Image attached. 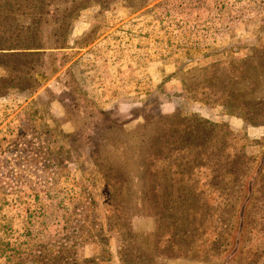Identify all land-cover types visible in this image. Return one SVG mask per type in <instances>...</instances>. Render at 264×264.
I'll return each mask as SVG.
<instances>
[{"label":"rangeland","instance_id":"374dc122","mask_svg":"<svg viewBox=\"0 0 264 264\" xmlns=\"http://www.w3.org/2000/svg\"><path fill=\"white\" fill-rule=\"evenodd\" d=\"M5 1L0 264H264V0Z\"/></svg>","mask_w":264,"mask_h":264},{"label":"trees","instance_id":"16d2710c","mask_svg":"<svg viewBox=\"0 0 264 264\" xmlns=\"http://www.w3.org/2000/svg\"><path fill=\"white\" fill-rule=\"evenodd\" d=\"M5 0H0V56H13L17 55L18 53L22 54L25 51L29 50H35L37 47L35 44L28 43L29 38H33L36 34L35 24L37 23V20H35V15H31L30 12L26 15L29 19V23L23 25L19 21H16L14 14V11L10 7V4L7 3ZM3 2L5 5H3ZM35 3L33 1L29 2L27 5V9L30 10L33 8ZM3 6V8H2ZM21 7V6H20ZM23 7V6H22ZM1 9L4 11H8L6 15L1 14ZM16 25V27H13V22ZM30 35V36H29ZM3 53V54H2ZM242 62V61H238ZM228 75L231 77H234L235 81L233 82V85L235 87L232 88L230 92H228L230 100L232 101V105H236L237 107H240L241 109H249V111H252V103L254 100H244V94L241 96L238 94L236 89V81L237 79H241L239 76V73H235L234 71L227 70ZM3 79H0V81ZM221 94H224V92H219ZM233 109H236L235 107H232ZM234 111L230 110L229 113H233ZM264 113V111H259L256 113H250L249 112H242V118L244 121L248 123H256L253 119V115H259ZM58 255V254H57ZM45 256V255H44ZM71 257V258H70ZM68 260V264H89L92 259L87 258L82 263L77 262L76 259L73 257V254H71ZM43 259V258H42ZM40 263H44V260H42ZM46 264H60V262L56 259L50 261Z\"/></svg>","mask_w":264,"mask_h":264}]
</instances>
